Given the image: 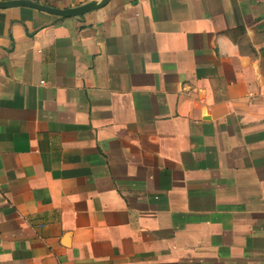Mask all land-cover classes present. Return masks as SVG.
<instances>
[{
  "label": "crops",
  "instance_id": "obj_1",
  "mask_svg": "<svg viewBox=\"0 0 264 264\" xmlns=\"http://www.w3.org/2000/svg\"><path fill=\"white\" fill-rule=\"evenodd\" d=\"M0 264H264V0L0 8Z\"/></svg>",
  "mask_w": 264,
  "mask_h": 264
},
{
  "label": "water",
  "instance_id": "obj_2",
  "mask_svg": "<svg viewBox=\"0 0 264 264\" xmlns=\"http://www.w3.org/2000/svg\"><path fill=\"white\" fill-rule=\"evenodd\" d=\"M111 0H105L102 4L97 5L94 3H89L83 6H79L76 8H71L67 10H61L57 8H50L47 6H43L40 4H36L34 2L24 1V0H18V1H12L7 3H0L1 9H9V8H15V7H28L33 8L36 10L43 11L45 13H48L50 15L64 18V19H71V18H78L82 15L97 11L104 7L107 3H109Z\"/></svg>",
  "mask_w": 264,
  "mask_h": 264
}]
</instances>
